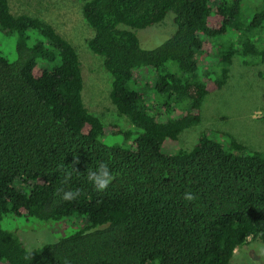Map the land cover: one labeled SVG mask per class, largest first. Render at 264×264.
Wrapping results in <instances>:
<instances>
[{
    "label": "trees",
    "instance_id": "1",
    "mask_svg": "<svg viewBox=\"0 0 264 264\" xmlns=\"http://www.w3.org/2000/svg\"><path fill=\"white\" fill-rule=\"evenodd\" d=\"M80 1L93 30L88 47L103 58L110 99L137 137L127 148L103 144L128 141L132 131L87 109L76 48L0 0V33L15 39L14 59L0 53V264H231L236 251L264 243V153L228 134L225 144L203 132L189 151L180 139L201 124L206 98L227 84L235 57L264 65V40H255L264 35V0L245 27L246 0ZM169 13L174 34L143 49L136 31ZM100 162L115 177L106 191L86 179ZM59 188L80 195L64 201ZM8 214L76 217L80 229L29 250L2 227Z\"/></svg>",
    "mask_w": 264,
    "mask_h": 264
},
{
    "label": "rangeland",
    "instance_id": "2",
    "mask_svg": "<svg viewBox=\"0 0 264 264\" xmlns=\"http://www.w3.org/2000/svg\"><path fill=\"white\" fill-rule=\"evenodd\" d=\"M262 6L263 0H246L242 14L244 18L240 25L245 27L246 21L251 20L253 14ZM10 7L13 14L31 15L53 25L56 31L76 48L82 64L84 82L82 99L87 109L105 125L116 124L125 131H132L128 141L121 136H109L103 138L102 143L109 147L127 148L137 137V131L113 105L110 99L112 76L105 69L103 58L94 54L88 47L93 30L83 16V2L10 0ZM174 18L173 13H169L162 23L137 30L141 47L151 50L171 37L177 27ZM233 33L229 31L226 37L230 38ZM255 40L261 43L264 35H257ZM14 52L15 39L0 33V53L12 60ZM230 70L229 81L222 90L206 98L201 124L181 134V145L184 150H192L199 136L207 132L218 141L222 139L225 144L227 142L223 135H231L250 150L264 153V65L257 63L247 66L240 57H235ZM18 188L23 192L27 191L24 184H19ZM75 219L76 217L60 222H42L8 214L3 219L2 227L17 234L27 249L34 250L57 242L80 229V219ZM231 264H264V243L251 242L236 251Z\"/></svg>",
    "mask_w": 264,
    "mask_h": 264
},
{
    "label": "clouds",
    "instance_id": "3",
    "mask_svg": "<svg viewBox=\"0 0 264 264\" xmlns=\"http://www.w3.org/2000/svg\"><path fill=\"white\" fill-rule=\"evenodd\" d=\"M76 162L78 161H74V163ZM73 170L78 171L74 166H73ZM71 175H72L71 171L65 172V182H67V179L70 178ZM86 179L90 184H92L93 188L96 191H106L109 185L115 179V177L111 172L108 163L100 162L94 170L89 169L87 171ZM61 193H63V195H61ZM56 195H61V199L64 201H72L75 200L80 195V192L78 189L65 191L63 188H59L56 190ZM184 199L189 202H192L196 200L197 197L191 192H185Z\"/></svg>",
    "mask_w": 264,
    "mask_h": 264
}]
</instances>
